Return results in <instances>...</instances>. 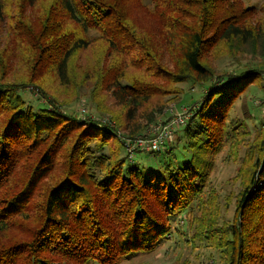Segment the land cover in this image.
Masks as SVG:
<instances>
[{"label": "trees", "instance_id": "obj_1", "mask_svg": "<svg viewBox=\"0 0 264 264\" xmlns=\"http://www.w3.org/2000/svg\"><path fill=\"white\" fill-rule=\"evenodd\" d=\"M263 77L264 2L0 0V264H121L174 240L264 264V124L235 117ZM183 84L202 90L190 118L139 146ZM241 150L221 221L211 175Z\"/></svg>", "mask_w": 264, "mask_h": 264}, {"label": "rangeland", "instance_id": "obj_2", "mask_svg": "<svg viewBox=\"0 0 264 264\" xmlns=\"http://www.w3.org/2000/svg\"><path fill=\"white\" fill-rule=\"evenodd\" d=\"M244 4L247 5H257L263 3L264 0H243ZM144 3L151 6V0H144ZM137 16H140V19L143 17L137 12ZM145 24L151 22L146 21L144 19ZM95 50V49H94ZM93 50L91 51L92 54ZM88 57L89 50L87 53ZM88 61H84L83 64H87ZM224 63L218 61L214 66L219 70L223 67ZM182 93L179 96L180 100H184L186 104H177L171 103L167 107L168 109L172 108L174 113H183L186 112L188 119L190 118V106L191 101L197 99V96L201 93V88L196 87L192 89L190 84H183L178 86ZM31 94L28 96L32 99L34 104L36 102L44 101L43 95L36 89H31ZM86 93L88 94L89 91L87 90ZM69 96L72 97L70 100V106L68 107V112L74 114L79 119L85 118L88 114L87 111L89 106H85V101L83 96L76 99L74 95L69 93ZM179 101V100H178ZM183 103V102H182ZM167 109V110H168ZM246 110H249L245 113ZM171 110L170 112H165V114L160 117L158 115V119H162L161 122H166L171 117ZM235 117L238 121H242L245 117L249 119L247 122V129L254 134L261 128V125L264 124V77L261 82H257L252 84L246 90L244 96L238 101L235 106ZM108 120V117L105 118ZM187 119V120H188ZM142 124H146L145 121L141 122ZM176 134H174V138ZM252 141V137L249 140ZM243 150L240 152V162L233 161L227 158V151H223L217 158L216 168L211 175V181L213 187L220 193L222 200H221V221L224 220H232L235 212V200L234 197L237 194L238 190L240 189L239 181H236V177L238 171L240 169V164L242 161ZM234 196H231V195ZM227 197H229L227 199ZM186 238V237H185ZM187 239V238H186ZM185 242V241H184ZM176 245V246H174ZM121 264H221L220 260L218 259V254L208 249L204 244L197 242L195 246H191L190 243H178V240L172 241L169 245H162L157 248L155 251L151 253L145 254H138L133 257H129L125 262Z\"/></svg>", "mask_w": 264, "mask_h": 264}, {"label": "built area", "instance_id": "obj_3", "mask_svg": "<svg viewBox=\"0 0 264 264\" xmlns=\"http://www.w3.org/2000/svg\"><path fill=\"white\" fill-rule=\"evenodd\" d=\"M171 111L172 118L169 120V122L167 124H163V127L161 125L156 128L157 131H160L158 136L150 141L140 139L138 142L139 146L150 149L151 147H158L159 145L164 144L167 140H171L173 138V131L175 130V127L185 124L188 117L186 112L174 113L173 109H171Z\"/></svg>", "mask_w": 264, "mask_h": 264}]
</instances>
